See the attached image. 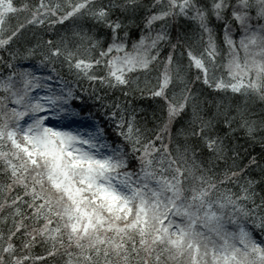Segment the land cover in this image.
Returning <instances> with one entry per match:
<instances>
[{"label": "snow or ice", "instance_id": "obj_1", "mask_svg": "<svg viewBox=\"0 0 264 264\" xmlns=\"http://www.w3.org/2000/svg\"><path fill=\"white\" fill-rule=\"evenodd\" d=\"M0 264H264V0H0Z\"/></svg>", "mask_w": 264, "mask_h": 264}]
</instances>
